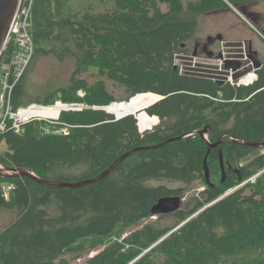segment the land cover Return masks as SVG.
<instances>
[{
  "label": "trees",
  "instance_id": "1",
  "mask_svg": "<svg viewBox=\"0 0 264 264\" xmlns=\"http://www.w3.org/2000/svg\"><path fill=\"white\" fill-rule=\"evenodd\" d=\"M254 1L263 0H35V54L13 103L27 104V75L41 57L56 55L75 59L71 79L33 103L85 107L61 113L53 128L68 133L47 132L43 122L6 132L1 164L60 181H70L64 171L83 168L81 181L135 148L185 138L139 151L105 179L77 189L0 176L17 188L9 200L0 194V208L19 212L0 232V264H69L101 248L84 264H264V147L230 142L212 149L208 183L209 146L197 134L207 129L211 144L231 137L264 143V67L254 84L237 87L174 63L188 51L200 15ZM88 73L93 84L82 78ZM109 83L126 92L125 101L147 93L164 99L138 119L116 120L99 109L117 102ZM138 122L142 130L162 125L141 133ZM163 180L186 187L198 180L204 189L189 196L153 183ZM164 197L186 200L173 214L154 215ZM170 217L176 222L166 227Z\"/></svg>",
  "mask_w": 264,
  "mask_h": 264
},
{
  "label": "rangeland",
  "instance_id": "2",
  "mask_svg": "<svg viewBox=\"0 0 264 264\" xmlns=\"http://www.w3.org/2000/svg\"><path fill=\"white\" fill-rule=\"evenodd\" d=\"M230 8L231 9L210 11L199 16V26L193 34L192 38H190L184 46L185 48H188V51L183 52L179 55H175L174 63L180 68L181 72H190L218 78L214 74L215 72L213 70H209V68L212 66L204 64L200 65L201 63L195 62V57L193 55L195 42L206 41L209 37H214L215 39H217L218 36L222 37V42L225 41L226 43L222 44L221 42L219 44V42H217L215 49L216 51L220 52V47L221 49L222 47H225V51L228 53L227 56L229 57H234L231 54L232 51L236 53V50L240 49V46H244L245 43H249L251 41L253 42L254 50L259 51L261 58L264 60V40H262L264 39V0L254 1L247 4V10L249 12L257 14L260 19L263 20V25H260L251 20L244 12L240 11L239 8L236 9L233 6H230ZM163 9L165 10V8ZM203 61L205 62L206 60L203 58ZM214 67L215 66H213L212 68ZM74 69V58L68 57L61 61L60 57L56 55L41 57L27 75L25 81L24 102L27 104H32L34 100L39 96H42L45 93L57 88L66 86L71 79ZM82 78L87 79L90 84H93L97 80L93 73L84 74ZM219 79L222 80L223 78L220 77ZM109 88L110 92L115 96L117 100V102L115 103L129 102L125 101L126 92L123 89L116 88L111 83H109ZM78 94L80 96H84L83 92H79ZM131 100L132 99H130V101ZM136 114L138 113L136 112ZM161 125L162 122H160L158 126L153 127L156 128ZM54 126L55 125L44 126V128L47 132L57 131L60 133H68L67 129H55L53 128ZM1 149H5L4 144H1ZM84 172L85 169L83 168L67 170L63 172V178L70 180L69 182H77L78 179L85 176V174H83ZM255 180V177L250 179V181L252 182H255ZM153 183L155 185L165 184L171 188H184L187 195L189 196L204 189V187L200 185L198 180L195 181L190 187H186L183 183L180 182L167 180L154 181ZM9 199L10 197L8 198V200ZM185 200L186 199L184 198L183 202ZM18 215L19 212L17 209L0 208V232L4 231L12 223H14ZM154 220H156V217L147 220L145 223ZM175 222V219L170 217L164 219L163 224L166 227H169L174 225ZM103 249L104 248L93 251L89 254L79 257V259L71 260L69 264H84L89 258L95 256L97 253H99L100 250Z\"/></svg>",
  "mask_w": 264,
  "mask_h": 264
},
{
  "label": "built area",
  "instance_id": "3",
  "mask_svg": "<svg viewBox=\"0 0 264 264\" xmlns=\"http://www.w3.org/2000/svg\"><path fill=\"white\" fill-rule=\"evenodd\" d=\"M35 0H21L15 21L9 32L7 42L3 53L7 50L9 54L3 59V53L0 58V159L3 156L1 149V137L8 131H13L20 134L26 124L32 122H43L44 126L55 125L59 121L61 112L57 117L48 114V110L58 104L68 106L72 110H83L82 104H64L57 102L55 105L46 106L37 103L15 106L13 103V94L24 78L31 61L35 54V43L30 33L31 28V14ZM8 58V59H6ZM236 61L234 57H227L226 59ZM225 60H219L215 64L211 60L206 59L204 65L215 66L210 67L219 79L220 77L225 82L233 86H249L258 80L255 71L240 76L237 75L243 72V68L239 70L226 69ZM195 62L197 59L195 58ZM215 78V77H214ZM83 96V95H81ZM64 111H67L65 109ZM49 132V131H48ZM143 132V131H141ZM16 185L13 183H5L0 181V194L8 199L9 196L16 191Z\"/></svg>",
  "mask_w": 264,
  "mask_h": 264
},
{
  "label": "water",
  "instance_id": "4",
  "mask_svg": "<svg viewBox=\"0 0 264 264\" xmlns=\"http://www.w3.org/2000/svg\"><path fill=\"white\" fill-rule=\"evenodd\" d=\"M20 2H21V0H0V58H1L2 53L4 51L9 32L12 28L14 21H15L16 14H17L19 6H20ZM214 39H215L214 37H209L208 41L212 42ZM217 39H222V37L218 36ZM195 55H196V53H194V56ZM209 55H212V53H210ZM219 57L222 58V54H219ZM225 67L228 70H230V69L239 70L241 68V63H239L237 61L228 60L225 63ZM159 97H160L159 101L164 99V97H162V96H159ZM158 102H156V103H158ZM156 103H154L153 105H155ZM153 105H151V106H153ZM151 106H149L148 109ZM99 109H102V110L106 111L107 113H110L106 110V107H100ZM129 115H134L137 118L135 113L129 114ZM114 116H115L116 120H119V119H122L128 115L123 116V117H119L116 115H114ZM197 134L200 135L201 137H203L209 146V151H208V153L205 157V160H204L205 170H206V179H207L208 183L210 182V176H209V168L207 165V161H208V156H209L212 149L217 148L222 143H230V142H239L243 145L252 146L255 148H263L264 147V143H254V142H250V141H239L233 137H231L230 139H228L226 141L221 140L215 144H211L207 138V129H204L202 131H198ZM184 138H185L184 136L179 137V138H173V139H170V140L166 141L165 143H163L161 145H157V146L135 148V149L131 150L130 152L124 154L120 158H118L105 172L98 175L97 177L83 179V180L77 181V182L41 179V178L37 177L34 173L27 170L26 168H9V167L4 166L1 163H0V176L6 177V178L29 177L41 185L53 186V187H57V188L77 189V188H81L83 186L93 184V183H96L98 181L105 179L124 160H126L128 157L132 156L133 154H135L139 151L156 149L158 147L164 146L165 144H167L171 141L183 140ZM221 162H222V171L224 172V166H223V159L222 158H221ZM182 204H183V199H181L180 197H164V198H161L158 201V203L156 204V206L153 208V214L154 215L173 214V213L181 210Z\"/></svg>",
  "mask_w": 264,
  "mask_h": 264
},
{
  "label": "flooded vegetation",
  "instance_id": "5",
  "mask_svg": "<svg viewBox=\"0 0 264 264\" xmlns=\"http://www.w3.org/2000/svg\"><path fill=\"white\" fill-rule=\"evenodd\" d=\"M238 8L240 11L244 12L251 20L255 21L260 25H263V20L260 19L257 14L249 12L247 10V4H240ZM217 42H219L220 44L222 42V39H214L212 42H209L208 39L206 41L195 42L193 55L194 53H196L194 57L197 59V61H199V63H201L200 65H202L204 62L203 58L205 60H211L213 64H215L219 60L226 59L228 53L225 51V47H222V49L220 47V52L216 51L215 46ZM225 43V41L222 42V44ZM210 53H212V55H209ZM219 54H222V58L219 57ZM231 54L234 56V58L237 59V62L241 63L240 69H244L243 72L240 74L241 76L251 71H255L259 78L258 71L264 67V60L261 58L260 52L254 50L253 42L250 41L249 43H245L244 46H240V49L236 50V53L232 51ZM228 60L230 59L225 60V62Z\"/></svg>",
  "mask_w": 264,
  "mask_h": 264
},
{
  "label": "bare ground",
  "instance_id": "6",
  "mask_svg": "<svg viewBox=\"0 0 264 264\" xmlns=\"http://www.w3.org/2000/svg\"><path fill=\"white\" fill-rule=\"evenodd\" d=\"M160 99L159 95L156 94H152V93H147V94H140L136 97H134L131 101H129L128 103L124 102V103H113L112 105L106 107V110L112 114H115L116 116L119 117H123L129 114H136V112H140L142 110H145V113L148 114L146 112V110L148 109L149 106L153 105L154 103L158 102ZM65 109H67V111H71V108L68 106H64L61 104H58L52 108H50L48 111V114L57 117L59 115V113L63 112ZM138 119V118H137ZM138 126H139V122H138ZM153 126L150 128L152 129ZM150 129H145L142 130L140 127V132L141 133H145Z\"/></svg>",
  "mask_w": 264,
  "mask_h": 264
}]
</instances>
